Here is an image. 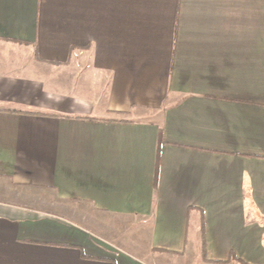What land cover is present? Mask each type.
Instances as JSON below:
<instances>
[{
  "label": "crops",
  "instance_id": "1",
  "mask_svg": "<svg viewBox=\"0 0 264 264\" xmlns=\"http://www.w3.org/2000/svg\"><path fill=\"white\" fill-rule=\"evenodd\" d=\"M0 181V264H264V0H0Z\"/></svg>",
  "mask_w": 264,
  "mask_h": 264
},
{
  "label": "rangeland",
  "instance_id": "2",
  "mask_svg": "<svg viewBox=\"0 0 264 264\" xmlns=\"http://www.w3.org/2000/svg\"><path fill=\"white\" fill-rule=\"evenodd\" d=\"M3 182L0 181V201H7L8 197L6 196L7 192L5 187L2 186ZM9 200V199H8ZM12 199H10L11 201Z\"/></svg>",
  "mask_w": 264,
  "mask_h": 264
}]
</instances>
